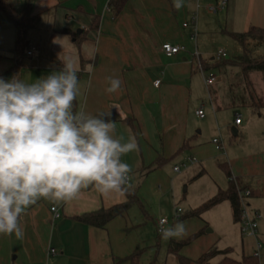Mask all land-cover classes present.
<instances>
[{"label": "crops", "instance_id": "crops-1", "mask_svg": "<svg viewBox=\"0 0 264 264\" xmlns=\"http://www.w3.org/2000/svg\"><path fill=\"white\" fill-rule=\"evenodd\" d=\"M13 1L20 13L26 0ZM222 1L183 0L177 9L173 0H127L118 15L110 10V0L33 1L32 15L38 17V23L27 32V40L34 52L31 56L20 55L17 68L16 55L6 56L0 42V77L8 80L17 76L33 82L58 71L62 61L70 58L80 87L73 110L94 116L110 113L107 118L114 123V135L136 145L135 150L121 157L131 168L128 189L136 199L122 216L104 228L89 226L76 218L127 203L125 190L104 194L89 185L67 202L38 200L23 214L22 237L0 235V264H132L129 257L137 249L142 250L140 263L145 264L144 253L152 241L145 236L143 227L152 215H157L164 201L174 199L180 177L177 173L182 170L187 169L185 174L196 181L209 174L214 163L221 169L226 164L238 187L250 190L252 196H264V145L252 142L251 148L234 155L232 146L225 150L223 142L227 130L233 138L243 130L246 140L252 127L261 131L262 114L256 119L245 113L241 124L236 125L240 114L235 110L231 122L223 120L222 110L252 107L246 99L238 103L231 90L225 89L228 98L225 97V92L213 85L211 89L206 87L210 96L208 119L205 83L194 58L198 52L202 64L216 74L212 62L219 51L225 52L229 40L234 41L229 33L264 28V0H226L225 9L216 14L208 11L209 6ZM195 15L196 33L190 23ZM185 23L188 27H184ZM0 31L7 32L15 43L17 30L1 12ZM166 42L184 46L186 51L167 57L161 49ZM241 55L242 52L234 57ZM223 60L233 59L227 55ZM254 73L248 75L251 81ZM108 77L120 79L117 92L105 91ZM216 77L218 84L217 74ZM156 81H160L158 87L154 85ZM200 109L204 118L197 115ZM232 129H236V136ZM218 137L222 151L213 143ZM190 158L197 162L190 163ZM159 160L163 162L157 165ZM178 166L181 168L176 172ZM228 186V178L219 184L214 180L208 191L215 196ZM244 203L250 205L245 200ZM227 204L233 219L231 205ZM52 207L58 209V219ZM157 221L154 219V230ZM147 228L151 230L150 224ZM50 249H56L57 254L50 255Z\"/></svg>", "mask_w": 264, "mask_h": 264}, {"label": "clouds", "instance_id": "clouds-1", "mask_svg": "<svg viewBox=\"0 0 264 264\" xmlns=\"http://www.w3.org/2000/svg\"><path fill=\"white\" fill-rule=\"evenodd\" d=\"M120 88L108 77L107 93ZM79 92L70 58L33 82L0 77V235L22 237L23 214L38 200L67 202L89 185L104 194L126 189L131 168L121 157L136 145L114 135L110 113L75 112ZM160 234L180 238L186 228L162 226Z\"/></svg>", "mask_w": 264, "mask_h": 264}, {"label": "rangeland", "instance_id": "rangeland-1", "mask_svg": "<svg viewBox=\"0 0 264 264\" xmlns=\"http://www.w3.org/2000/svg\"><path fill=\"white\" fill-rule=\"evenodd\" d=\"M229 44L224 47L228 58L235 60L234 56L242 52L240 46L229 40ZM0 42L3 46V52L6 56L13 55L12 49L15 46L14 40L7 32L0 31ZM217 50V49H216ZM214 52H217V51ZM256 56L264 55V47L258 48L255 51ZM216 58V56L214 57ZM219 60L217 58L212 63V68L218 75L217 87L221 88L225 93V97L228 98L225 89L231 90L237 99L238 103H243L244 100L249 103V93H253L255 98L260 102L261 107L259 111H254L253 108H245V106H238L237 109H226L221 111V117L225 121H232L235 110L238 112L241 120L245 118L246 114H252L258 119L259 114H262L261 121L263 129L259 132L255 131L252 127L247 140L244 138L243 130L236 138H233L231 131L227 130L226 137L223 138L225 150L227 146H232L233 154H240L241 151H245V148H251L252 142L260 141L264 145V75L259 72H255L252 81L248 78L246 81L242 75L241 69L235 63H226L223 66L216 67ZM254 84V85H253ZM255 86V87H254ZM205 85V105L206 116L209 119L210 96L207 93ZM210 89L212 87H209ZM208 88V89H209ZM248 93V94H247ZM246 94V95H245ZM233 96V98H234ZM204 98V97H203ZM230 98V97H229ZM249 99V100H248ZM255 112V113H254ZM245 123V122H244ZM244 136V137H243ZM219 139V137H218ZM220 140V139H219ZM245 141H247L245 143ZM223 151L222 153H224ZM225 159V158H224ZM187 169L182 170L181 173H177L179 177L177 194L174 199L166 200L161 207L157 208V215H152V220L146 221V225L143 227L144 234L147 238L151 239V244L144 253L145 264H197V259L200 255L208 252L210 248L218 251L229 250V256L241 260L244 255H254L256 251L257 242L261 243L262 250L260 252V262L264 264V196H250L245 198V202H250L247 206L249 214L258 212L261 219L257 222V231L255 236L245 235L240 223H235L230 217V206L228 202L219 204L211 209L200 211L197 215L189 217L185 220H177L175 218L176 211L180 210V217L189 215L199 209L206 201L214 197V193L208 188L212 187L214 180L216 182H226L227 178L221 169L220 165L214 163L210 167V173L200 177L196 181H193V177L186 175ZM218 187V186H217ZM252 201H258L255 205ZM167 219L168 227L174 226L176 223H183L186 228V234L180 238L162 239L154 230V219ZM150 224L151 230H148L147 226ZM210 232H207V231ZM192 240L185 245L178 254L169 252L168 247L171 240L183 241L189 238ZM159 238V243L158 239ZM157 239V240H156ZM223 257L218 255L210 261V264H217Z\"/></svg>", "mask_w": 264, "mask_h": 264}, {"label": "trees", "instance_id": "trees-1", "mask_svg": "<svg viewBox=\"0 0 264 264\" xmlns=\"http://www.w3.org/2000/svg\"><path fill=\"white\" fill-rule=\"evenodd\" d=\"M34 0H26L24 7L20 13H17L13 0H0V12L3 13L9 22L16 28L17 37L15 40L14 54L16 55L17 65L19 67L20 55L26 54L25 50L29 47V41L27 40V32L35 28L38 23V17L32 15V4ZM127 0H110L109 8L114 15H118ZM98 27V19L96 20L95 28ZM229 36L242 48V55L237 57L235 60L218 63L216 67L223 66L226 63H235L241 69L242 75L245 80H248V75L251 72H259L264 75V55L256 56L255 50L264 47V28L252 27L248 32L245 33H229ZM30 48V47H29ZM29 50V49H28ZM203 67L208 71L209 67L203 63ZM250 106L252 108H260V102L255 95L249 93ZM163 160H159L162 163ZM227 178L229 179V186L226 190H220L212 199L204 203L195 212L190 213L184 217H180L178 220H185L189 217H193L200 211L211 209L223 202H229L231 205L233 219L235 222H240V214L242 212V205L240 201V191L242 190L232 180L231 172L228 165L222 164ZM125 192L128 196V202L121 205L113 206L109 209H101L96 212L87 213L76 218L77 221L87 224L89 226L104 228L111 220L116 217L122 216L128 208L131 206L133 201L136 199L134 193L126 186ZM251 192V196H252ZM160 237V235H159ZM193 237L183 241H171L168 247L169 252L178 254L179 251L187 245ZM141 249H137L133 255L129 257L132 264H141L140 256ZM229 250L218 251L211 249L198 260L197 264H210V261L221 255L223 258L217 264H261L260 258L255 255H244L241 260H236L229 255Z\"/></svg>", "mask_w": 264, "mask_h": 264}, {"label": "built area", "instance_id": "built-area-1", "mask_svg": "<svg viewBox=\"0 0 264 264\" xmlns=\"http://www.w3.org/2000/svg\"><path fill=\"white\" fill-rule=\"evenodd\" d=\"M226 5H227V1L223 0L217 6H209L208 7V11L210 13H212V14H216L220 10L225 9ZM190 23L193 25L194 31L196 33V31H197V15H195L192 18V21ZM188 25H189L188 23H185L184 27H188ZM161 49H162L163 53L167 57H173V56H175V55H177V54H179L181 52H185L186 51V48L184 46L173 45V44H171L169 42L164 43L162 45ZM33 52H34V48H30L27 51V56H31L33 54ZM194 58H195L197 66L199 68V71L202 74V77H203L205 85L207 87L213 86L217 82L216 74L213 71H209V70L207 71V70L204 69L203 64L201 62V59H200V55H199L198 52H196L194 54ZM216 58H217V60L226 59L227 58V54L224 51H219L217 53V55H216ZM159 84H160V81H156L154 85L156 87H158ZM197 115L200 118H204L205 114H204L203 109H200L199 111H197ZM235 124L236 125H240L241 124L240 117H238L235 120ZM213 143L216 145L218 150H220V151L223 150V146L221 145V142H220L219 139H214ZM189 162L190 163H196L197 160L194 159V158H190ZM182 166L185 167V165H182ZM180 168H181V166H178V167H175L174 170L176 172H179ZM232 180L235 182L234 179H232ZM130 182H131V178H129V182H128L127 186L130 185ZM250 196H251V191L250 190L246 189V190H241L240 191V201H241V205H242V212L240 214V222L239 223L241 225V230H242V232L245 235L255 236L257 228H258L257 222H258L259 219H261V216H260V214L258 212H254L252 214H249V212L247 210V205H246V203H244V199L245 198H249ZM51 212L53 213V216H54L55 219H58L60 217V214H59L58 209L56 207H52L51 208ZM175 218L177 220L180 218V210L176 211ZM168 224L169 223H168L167 219H164V218L159 219L157 221V224H156V232H157V234L161 236L160 228L162 226H168ZM262 248L263 247H262L261 243L257 242L256 251H255L254 255L260 258V252H261ZM49 254L50 255H56L57 254V250L56 249H50Z\"/></svg>", "mask_w": 264, "mask_h": 264}, {"label": "water", "instance_id": "water-1", "mask_svg": "<svg viewBox=\"0 0 264 264\" xmlns=\"http://www.w3.org/2000/svg\"><path fill=\"white\" fill-rule=\"evenodd\" d=\"M233 131V134L236 136L237 132H236V129H232Z\"/></svg>", "mask_w": 264, "mask_h": 264}]
</instances>
